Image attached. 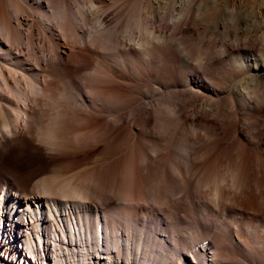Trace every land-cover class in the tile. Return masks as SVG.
<instances>
[{"label": "bare ground", "instance_id": "bare-ground-1", "mask_svg": "<svg viewBox=\"0 0 264 264\" xmlns=\"http://www.w3.org/2000/svg\"><path fill=\"white\" fill-rule=\"evenodd\" d=\"M238 2L0 0V264H264V10Z\"/></svg>", "mask_w": 264, "mask_h": 264}, {"label": "rangeland", "instance_id": "rangeland-1", "mask_svg": "<svg viewBox=\"0 0 264 264\" xmlns=\"http://www.w3.org/2000/svg\"><path fill=\"white\" fill-rule=\"evenodd\" d=\"M221 2H242L243 5H246V8L247 9H250V8H260L261 10L263 9L264 10V0H220ZM249 1V2H248ZM245 3V4H244ZM249 4V5H247ZM254 4V5H253ZM107 6V5H106ZM252 6V7H251ZM255 6V7H254ZM244 7V6H243ZM250 7V8H249Z\"/></svg>", "mask_w": 264, "mask_h": 264}]
</instances>
